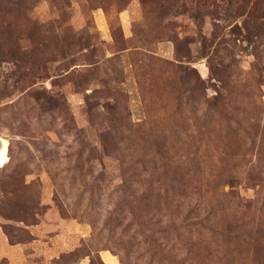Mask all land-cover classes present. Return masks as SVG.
I'll list each match as a JSON object with an SVG mask.
<instances>
[{
	"label": "rangeland",
	"instance_id": "374dc122",
	"mask_svg": "<svg viewBox=\"0 0 264 264\" xmlns=\"http://www.w3.org/2000/svg\"><path fill=\"white\" fill-rule=\"evenodd\" d=\"M0 264H264V0H0Z\"/></svg>",
	"mask_w": 264,
	"mask_h": 264
}]
</instances>
